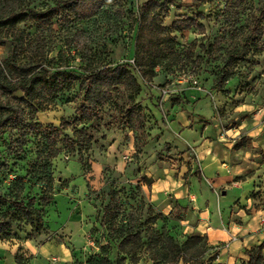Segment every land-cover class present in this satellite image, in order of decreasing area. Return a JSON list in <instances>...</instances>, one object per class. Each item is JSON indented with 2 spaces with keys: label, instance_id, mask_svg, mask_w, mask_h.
<instances>
[{
  "label": "trees",
  "instance_id": "obj_1",
  "mask_svg": "<svg viewBox=\"0 0 264 264\" xmlns=\"http://www.w3.org/2000/svg\"><path fill=\"white\" fill-rule=\"evenodd\" d=\"M171 2L0 0V47L7 50L0 59V140L7 136L8 154L23 159L29 137L39 140L41 160L55 158L65 143L80 153L97 141L95 133L103 128L127 129L140 152L150 134V118L141 103L143 86L161 77L160 89L166 91L162 96L181 103L193 90L190 83L183 89L187 92L180 94L169 93L163 84L192 76L204 89L200 74L204 80L208 74L210 89L226 96L231 82L248 80L258 71L264 56V0H193L192 15L167 26L164 21L170 16ZM205 6L210 13L203 11ZM209 20L215 25L214 34L179 44L177 36L183 33L203 35V22ZM59 34L64 36L62 48L56 42ZM119 39L126 41L128 52L125 59L112 62L109 58ZM60 104L73 105V114L64 116L57 126L38 121V114ZM249 140L239 137L232 150L249 148ZM258 153L264 163V152ZM187 154L194 170L186 169L183 184L193 175L202 178L191 150ZM0 165L9 174L7 161ZM31 167L38 172L40 164ZM49 176L39 197L23 198L24 179H16L8 195H0V241L11 239L17 222L33 233L43 230L44 210L54 198ZM141 180L147 186L151 183L146 177ZM105 185L107 201L97 211V219L107 244L87 264H140L142 251L149 253L151 261L166 264H216L220 246L210 245L205 235L183 233L180 222L188 218L187 207L175 201L163 214L139 195L142 188L137 185L131 198L138 200L137 207L128 208L120 190L110 180ZM260 196L259 191L250 194L253 200ZM243 254L246 259L236 264H264V240ZM15 264H23L18 255Z\"/></svg>",
  "mask_w": 264,
  "mask_h": 264
},
{
  "label": "rangeland",
  "instance_id": "obj_2",
  "mask_svg": "<svg viewBox=\"0 0 264 264\" xmlns=\"http://www.w3.org/2000/svg\"><path fill=\"white\" fill-rule=\"evenodd\" d=\"M170 1V16L164 21L165 25L168 26L179 17L192 15L193 0ZM203 11L210 13L211 9L205 6ZM203 23V35L195 31L183 33L177 36L179 44L185 46L192 39L199 40L215 33V25L211 20ZM63 38L62 34L57 36L58 48L63 47ZM118 42L109 58L112 62L125 59L128 52L126 41L119 39ZM6 52V48L0 47V59ZM240 69L244 71L243 67ZM200 78L204 88L201 91L183 90L189 85L178 82L176 78L163 84V89L166 87L169 93L187 92L186 100L181 103H174L168 96H162L160 85L164 80L161 77H157L149 87L143 86L141 103L150 118L147 124L150 134L140 152L135 147V136L125 128L101 129L95 133L97 141L80 153L78 148H71L65 143L61 146V152L47 161L39 158V140L34 137H29L23 159L8 154L7 136L0 140V164L6 160L9 171V174H4L6 169L0 165V195H8L16 179H24L23 198L39 197L48 182L47 175H50L54 197L44 210L46 224L41 232L33 233L29 226L17 222L13 225L11 239L0 241V264H15L16 255L23 264H87L89 259L96 258L101 246L107 244L97 219V211L107 201L109 188L105 185L106 180H110L120 190L124 205L135 208L138 200L131 199L135 186L140 185L142 192L139 195L150 201L151 191L160 184L165 172L183 182L182 176L190 163L187 154L189 146L196 147L204 140L216 144L218 139L220 144L233 146L244 135V131H239V126L255 121L264 122V56L260 58L258 71L248 80L231 82L232 90L226 96L210 89L212 76L207 74V80H204L200 74ZM73 112V105L60 104L53 111L38 114L37 118L43 125L57 126L64 116L68 117ZM165 117L167 119L164 122ZM178 117L182 121L189 120L192 127L180 128ZM226 130H230L229 134H226ZM232 146L230 152L234 157L237 151H233ZM35 162L40 164L38 172L32 171L31 164ZM219 165L209 157L203 161L204 179L212 178ZM142 177L151 180L149 186L141 180ZM184 185L185 189L189 188L201 200L211 193L206 183L199 181L195 175ZM231 197V193L220 197L222 208L231 201ZM209 200L211 212L215 214L213 209L217 201L213 195L209 196ZM174 202L172 200V204ZM183 205L191 204L184 199ZM110 257H115L113 249ZM140 264L166 263L151 261L149 253L142 251Z\"/></svg>",
  "mask_w": 264,
  "mask_h": 264
},
{
  "label": "crops",
  "instance_id": "obj_3",
  "mask_svg": "<svg viewBox=\"0 0 264 264\" xmlns=\"http://www.w3.org/2000/svg\"><path fill=\"white\" fill-rule=\"evenodd\" d=\"M254 118L257 120L256 116ZM178 120L181 121H178L180 128L192 127L189 120L182 121L180 117ZM238 128L250 139V147L237 150L234 157L230 152L232 145L220 144L219 139L216 144L204 140L196 147H188L199 165L201 180L211 192L205 200L198 198L189 188L185 189L182 180L173 179L166 172L150 194L151 203L163 214L171 210L172 200L191 210L188 218L180 222L182 231L185 234L205 235L210 245L222 247L216 257V264H236L245 260L244 250L264 240V208L261 206L264 200V163L260 162L258 153L264 152V122L255 121ZM229 131L226 130V134ZM228 154L230 157H227ZM208 157L220 165L212 178L204 179L202 162ZM188 167L193 171L194 162L187 164L186 169ZM253 191L260 192L261 196L256 200L250 198ZM229 193L232 194L231 201L222 208L220 197H226ZM211 195L217 201L213 209L216 216L211 212ZM184 199L191 205L184 206Z\"/></svg>",
  "mask_w": 264,
  "mask_h": 264
},
{
  "label": "built area",
  "instance_id": "obj_4",
  "mask_svg": "<svg viewBox=\"0 0 264 264\" xmlns=\"http://www.w3.org/2000/svg\"><path fill=\"white\" fill-rule=\"evenodd\" d=\"M178 82L180 83H190L191 87L193 90L196 91H201L202 89L200 88L198 82L192 77V76H182L178 79ZM163 93H166V91H163ZM222 249V247H219L220 251Z\"/></svg>",
  "mask_w": 264,
  "mask_h": 264
}]
</instances>
